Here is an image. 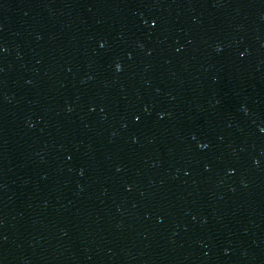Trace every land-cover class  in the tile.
<instances>
[{"label": "water", "instance_id": "95a60500", "mask_svg": "<svg viewBox=\"0 0 264 264\" xmlns=\"http://www.w3.org/2000/svg\"><path fill=\"white\" fill-rule=\"evenodd\" d=\"M264 208V0H188Z\"/></svg>", "mask_w": 264, "mask_h": 264}, {"label": "snow or ice", "instance_id": "6c2138e0", "mask_svg": "<svg viewBox=\"0 0 264 264\" xmlns=\"http://www.w3.org/2000/svg\"><path fill=\"white\" fill-rule=\"evenodd\" d=\"M101 47H103V45H101ZM137 119H139V117H137ZM204 145H201V147H203Z\"/></svg>", "mask_w": 264, "mask_h": 264}]
</instances>
